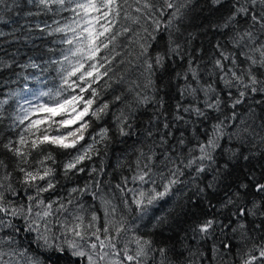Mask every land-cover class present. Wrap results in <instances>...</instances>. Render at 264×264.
<instances>
[{
	"label": "snow or ice",
	"instance_id": "obj_1",
	"mask_svg": "<svg viewBox=\"0 0 264 264\" xmlns=\"http://www.w3.org/2000/svg\"><path fill=\"white\" fill-rule=\"evenodd\" d=\"M9 23L43 46L0 57V264H264V0H0Z\"/></svg>",
	"mask_w": 264,
	"mask_h": 264
},
{
	"label": "trees",
	"instance_id": "obj_2",
	"mask_svg": "<svg viewBox=\"0 0 264 264\" xmlns=\"http://www.w3.org/2000/svg\"><path fill=\"white\" fill-rule=\"evenodd\" d=\"M204 15H207L205 12ZM7 19H15L16 18V13H12L11 16L6 17ZM203 20V17H201V20L196 21L197 24L201 23ZM22 22V18H21ZM16 27V25L9 23L7 27L0 25V31H3L5 35L3 37H0V57H4L7 59L8 57H11L15 55V59L18 62H24L29 56L35 57L37 53L35 52L34 49V44L36 46H43L42 42L39 40H35L34 42L32 40H25L24 34L17 32V36L19 37L18 39L14 38L10 33L12 32V29ZM193 31H202V30H197L193 29ZM213 37L211 33L207 37H204L203 40L197 39L196 41L193 42V46H198V45H203L207 47L208 41L212 40ZM16 71H19L17 68ZM10 79H15V75L13 73H4L2 76H0V81H6ZM12 87H15V85H12ZM175 95V93L173 94ZM168 102L170 104H175L176 100L170 96L167 98ZM151 115V111L147 112L144 116V120L146 121L148 116ZM115 147L120 148L122 145H115ZM121 153L117 151L115 153V156H119ZM110 159H112V162L115 163V159L112 157L110 154ZM259 170V169H258ZM195 211V210H194Z\"/></svg>",
	"mask_w": 264,
	"mask_h": 264
}]
</instances>
